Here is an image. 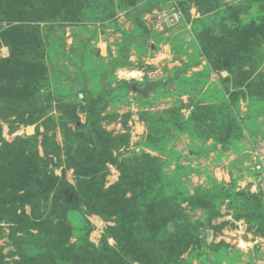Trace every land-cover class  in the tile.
I'll list each match as a JSON object with an SVG mask.
<instances>
[{"label":"rangeland","instance_id":"374dc122","mask_svg":"<svg viewBox=\"0 0 264 264\" xmlns=\"http://www.w3.org/2000/svg\"><path fill=\"white\" fill-rule=\"evenodd\" d=\"M85 3L0 120V264H264V0Z\"/></svg>","mask_w":264,"mask_h":264},{"label":"trees","instance_id":"16d2710c","mask_svg":"<svg viewBox=\"0 0 264 264\" xmlns=\"http://www.w3.org/2000/svg\"><path fill=\"white\" fill-rule=\"evenodd\" d=\"M67 1L70 3H79V7L76 9V12H79V14H73L72 9L65 5L58 8V4L60 5V3L66 2L65 0H0V40L1 43L10 50L9 57L0 60L1 122L8 123L10 126L14 124L18 126L22 124L28 125L32 122V120H30L32 114L26 119H24L22 115L21 117H16L17 119L13 122L8 121V117L14 116L10 114H16L20 109L29 106V104L31 106L37 105L41 107V98L43 97L40 95V91L42 88L46 87L45 83L48 81L49 69L47 64H45V47L47 45L42 37L39 25L40 22H45V19H42V16H44L43 14H49V18H54V16L62 10L65 12L63 13V20L81 21L84 17V13L81 12L85 8V2L87 0ZM25 16L33 20L27 19ZM37 19L40 21H34ZM3 23H5L7 27L2 28L1 25ZM49 49V60H51L50 52L53 51L52 46L49 47ZM52 83H56L53 77ZM11 95H13V101H10ZM23 141L20 139L17 143L10 145L6 144L5 147L8 149L7 155L13 154V157L23 155L24 153L21 149L23 147ZM18 146L20 148L16 149ZM35 150H37V148H35ZM6 163L8 166H11L10 159H8ZM7 165H5V168H7ZM23 168H25V166H23ZM13 177L12 175L6 176L8 186L11 188L15 186V184H12ZM20 177L24 186L30 183L29 181H26V183L21 175ZM32 178L34 180L36 179L34 176H32ZM53 179L54 178H51L49 180L53 182ZM31 204L30 206L33 211V205Z\"/></svg>","mask_w":264,"mask_h":264},{"label":"built area","instance_id":"2783aa9c","mask_svg":"<svg viewBox=\"0 0 264 264\" xmlns=\"http://www.w3.org/2000/svg\"><path fill=\"white\" fill-rule=\"evenodd\" d=\"M171 17H173L171 20H170V24L174 26L180 24V17L177 16V14H173L171 15ZM254 171L258 174H260L261 176H264V162L263 160H259L255 167H254Z\"/></svg>","mask_w":264,"mask_h":264},{"label":"bare ground","instance_id":"6f19581e","mask_svg":"<svg viewBox=\"0 0 264 264\" xmlns=\"http://www.w3.org/2000/svg\"><path fill=\"white\" fill-rule=\"evenodd\" d=\"M132 78H135L136 74L134 72L131 73Z\"/></svg>","mask_w":264,"mask_h":264},{"label":"crops","instance_id":"0c3cea01","mask_svg":"<svg viewBox=\"0 0 264 264\" xmlns=\"http://www.w3.org/2000/svg\"><path fill=\"white\" fill-rule=\"evenodd\" d=\"M106 52H107V49H106Z\"/></svg>","mask_w":264,"mask_h":264}]
</instances>
